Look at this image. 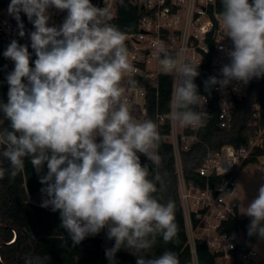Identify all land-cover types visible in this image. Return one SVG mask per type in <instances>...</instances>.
<instances>
[{
  "label": "clouds",
  "instance_id": "1",
  "mask_svg": "<svg viewBox=\"0 0 264 264\" xmlns=\"http://www.w3.org/2000/svg\"><path fill=\"white\" fill-rule=\"evenodd\" d=\"M220 2L223 40L230 46L219 49L228 59L219 77L204 81L209 93L215 86L223 91L233 82L264 78V0ZM53 8L67 12L58 25L50 24ZM8 13L20 37L26 34L22 13L34 30L28 33L32 52L16 39L3 52L14 68L6 75L7 102L0 101V119L7 121L0 126V179L21 174L27 158L43 185L40 207L59 212L73 247L106 231L114 241L105 250L109 264H116L121 249L131 250L136 264H181L171 250L149 254L157 237L174 241L178 226L175 202H162L158 195L165 187L156 171L159 125L134 117L125 98L122 81L135 71L127 34L108 22L106 7L91 0H11ZM159 64L177 77L172 122L194 130L203 126L209 117L203 110L206 97L194 82L200 64L187 59L183 49L164 50ZM128 83L136 86L135 80ZM140 154L153 167L142 164ZM241 214L251 218L248 235L264 240V183ZM49 259L30 253L24 264Z\"/></svg>",
  "mask_w": 264,
  "mask_h": 264
},
{
  "label": "trees",
  "instance_id": "2",
  "mask_svg": "<svg viewBox=\"0 0 264 264\" xmlns=\"http://www.w3.org/2000/svg\"><path fill=\"white\" fill-rule=\"evenodd\" d=\"M95 0H91L93 3ZM11 0H0V101L7 102L8 84L6 75L14 68V63L3 56V52L11 40L16 39L20 44L29 45L28 33L34 30L33 25L28 21L26 15L21 14L25 26V36L18 35L17 22L11 17L13 29L10 33L1 27L3 10L9 7ZM216 6L221 11V2L216 0ZM144 9L123 5L112 21L121 31L127 32L136 29ZM66 12V11H65ZM67 14V12H66ZM32 59H35L33 53ZM200 75L195 79L199 93L207 95L214 106L216 117L205 127L200 129L199 140L189 147L181 150V160L184 178L188 183L198 186L205 185V178L197 171L201 166L207 152V147L219 149L224 144H234L237 147L246 145L251 135L257 132L258 126L250 125L257 122L254 117V106L259 104L262 108L263 117L261 124H264V78L253 79L245 96L236 103V109L231 125L227 128L220 126L218 119V95L214 91L206 92L204 81L210 76L219 74L209 64L199 69ZM173 91V77L165 73L160 77L159 93L149 94L148 111L149 118L155 120L157 110L166 113L170 110ZM0 126H7V121L0 119ZM169 126L161 129L160 135L167 132ZM161 157L160 165L156 169L164 180V191L158 193L163 197L162 202L172 200L175 202V223L178 226L177 237L174 241L165 243L161 237L150 255H160L165 250L175 252L181 264H218L221 253L213 252L207 243L201 238L196 239L195 251L189 243V236L186 226L184 208L180 197V181L177 172L176 156L173 145L164 141L158 149ZM141 163H148L153 167L147 158L140 154ZM7 166V162H4ZM45 168L41 175L46 173ZM159 186V185H158ZM43 185L39 182V175L32 168L30 161L25 159L24 171L14 179H0V264H24L26 254L47 255L50 259L47 264H109L105 250L111 248L113 240H108L106 231H101L96 236H89L79 245L73 247L68 233L60 227L59 212H52L50 208L40 207L41 203L31 201V196L41 193ZM42 195V193H41ZM43 198V197H42ZM251 218L236 214L229 220L223 221L218 230L221 233L233 235L237 245L231 252V264H246L243 260V253L255 239V235H248V226ZM129 251L121 249L116 254V264H136L137 257Z\"/></svg>",
  "mask_w": 264,
  "mask_h": 264
},
{
  "label": "built area",
  "instance_id": "3",
  "mask_svg": "<svg viewBox=\"0 0 264 264\" xmlns=\"http://www.w3.org/2000/svg\"><path fill=\"white\" fill-rule=\"evenodd\" d=\"M93 4L109 10L108 21L115 19L118 9L123 5L144 9L136 29L125 32L129 60L135 71L125 75L122 81L126 88L127 103L132 115L138 120L150 119L148 97L150 93H159L160 77L165 74L159 59L164 50L174 53L183 49L187 59L193 64H200L199 69L209 64L219 75L222 65L228 62L225 53L219 50L222 45L230 46V40H223L226 33L216 0H95ZM50 13V24L57 25L67 15L65 11L60 12L54 8L50 9ZM11 17L8 7L5 8L1 27L8 33L13 29ZM168 74L173 77V98L177 77L174 73ZM130 80L136 81L134 88L129 85ZM250 82L247 85L233 82L223 91L218 90L219 86L214 87L218 95L217 115L222 128L231 125L236 103L246 95ZM203 96L206 97L203 110L209 117L198 129L180 127L172 122V99L170 110L166 113L157 110L154 121L158 123L159 130L169 126L168 131L161 136L174 148L180 197L192 250L195 251L196 239L201 237L213 252L221 253L220 260L230 262L231 252L237 243L233 240V235L221 233L218 228L223 221L233 217L237 209L239 212L237 180L240 169L251 162L258 164V171L264 166V124H261L263 113L259 104L254 106V117L258 121L250 125L255 123L258 130L250 136L246 145L237 147L234 144H224L219 149L207 147L206 156L197 170L206 181L204 186H198L186 182L184 178L181 150L200 141V129L216 117L213 111L215 104H212L207 95ZM255 255L257 252L248 248L243 253L244 262L252 264Z\"/></svg>",
  "mask_w": 264,
  "mask_h": 264
},
{
  "label": "rangeland",
  "instance_id": "4",
  "mask_svg": "<svg viewBox=\"0 0 264 264\" xmlns=\"http://www.w3.org/2000/svg\"><path fill=\"white\" fill-rule=\"evenodd\" d=\"M264 183V166L261 171H258V164L251 162L243 166L239 171L237 180V199L239 203V214H241L247 204L255 198L258 192L259 186ZM31 201L41 203V193H36L31 196ZM257 252V255L253 257L252 264H264V240L255 235V239L248 246ZM218 264H231L228 260H220Z\"/></svg>",
  "mask_w": 264,
  "mask_h": 264
},
{
  "label": "water",
  "instance_id": "5",
  "mask_svg": "<svg viewBox=\"0 0 264 264\" xmlns=\"http://www.w3.org/2000/svg\"><path fill=\"white\" fill-rule=\"evenodd\" d=\"M12 32H14V29H13V31Z\"/></svg>",
  "mask_w": 264,
  "mask_h": 264
}]
</instances>
